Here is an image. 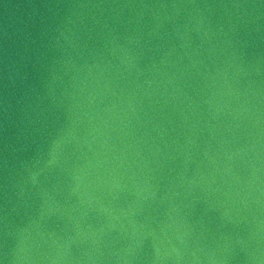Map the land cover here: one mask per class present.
<instances>
[{"label": "water", "instance_id": "water-1", "mask_svg": "<svg viewBox=\"0 0 264 264\" xmlns=\"http://www.w3.org/2000/svg\"><path fill=\"white\" fill-rule=\"evenodd\" d=\"M0 264H264V0H0Z\"/></svg>", "mask_w": 264, "mask_h": 264}]
</instances>
